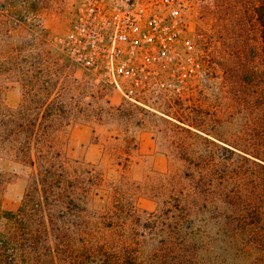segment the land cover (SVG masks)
I'll list each match as a JSON object with an SVG mask.
<instances>
[{"label": "rangeland", "instance_id": "1", "mask_svg": "<svg viewBox=\"0 0 264 264\" xmlns=\"http://www.w3.org/2000/svg\"><path fill=\"white\" fill-rule=\"evenodd\" d=\"M183 2L186 40L168 64L155 61L150 74L120 92L96 84L61 51L59 40L80 0H0L1 211L17 208L30 180L31 168L18 153L22 117L28 122L27 116L57 113L54 144L62 158L101 174L99 196L109 198L114 190L143 213L159 210L170 192L169 178L186 170L182 152L204 143L186 130L212 134L231 128L232 98L241 95L239 4ZM232 32L227 50L234 48V82L224 52ZM104 204L97 196L91 202L93 208Z\"/></svg>", "mask_w": 264, "mask_h": 264}, {"label": "trees", "instance_id": "2", "mask_svg": "<svg viewBox=\"0 0 264 264\" xmlns=\"http://www.w3.org/2000/svg\"><path fill=\"white\" fill-rule=\"evenodd\" d=\"M233 1L242 76L232 126L199 130L210 138L186 130L204 143L182 152L186 170L169 178L161 208L138 212L114 190L102 198L101 174L55 149L57 113L22 117L18 153L31 174L17 208L0 210V264H264V0ZM95 196L102 207H92Z\"/></svg>", "mask_w": 264, "mask_h": 264}, {"label": "built area", "instance_id": "3", "mask_svg": "<svg viewBox=\"0 0 264 264\" xmlns=\"http://www.w3.org/2000/svg\"><path fill=\"white\" fill-rule=\"evenodd\" d=\"M183 0H80L61 51L96 84L123 92L155 61L175 55L186 28Z\"/></svg>", "mask_w": 264, "mask_h": 264}]
</instances>
